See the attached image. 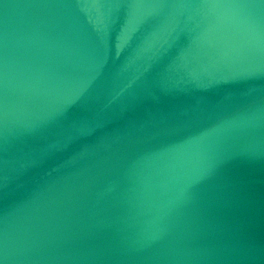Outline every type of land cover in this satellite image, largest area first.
Segmentation results:
<instances>
[{
	"label": "water",
	"instance_id": "obj_1",
	"mask_svg": "<svg viewBox=\"0 0 264 264\" xmlns=\"http://www.w3.org/2000/svg\"><path fill=\"white\" fill-rule=\"evenodd\" d=\"M0 264H264V0H0Z\"/></svg>",
	"mask_w": 264,
	"mask_h": 264
}]
</instances>
